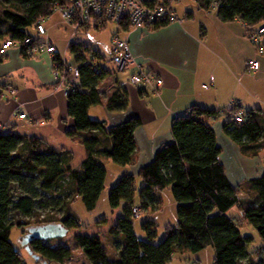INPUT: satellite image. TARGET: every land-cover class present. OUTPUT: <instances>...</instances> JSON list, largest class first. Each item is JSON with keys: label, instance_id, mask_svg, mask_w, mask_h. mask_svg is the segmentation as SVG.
Segmentation results:
<instances>
[{"label": "trees", "instance_id": "1", "mask_svg": "<svg viewBox=\"0 0 264 264\" xmlns=\"http://www.w3.org/2000/svg\"><path fill=\"white\" fill-rule=\"evenodd\" d=\"M170 1L154 0L151 4L171 6ZM195 1L206 10L218 4V16L224 22L240 20L247 24V30L264 25V0ZM70 3L71 0H0V48L7 39L23 42L35 36L40 19ZM164 25L167 24L154 27ZM120 28L130 27L123 23ZM21 52L29 56L25 50ZM67 52L71 55L67 63L76 67L80 75V82L67 95L68 116L75 122L67 135L80 141L87 158L80 169L73 170V155L68 151L53 150L37 138L12 132L0 134V264H25L21 247L15 248L11 241L15 228L25 235L31 227L51 223H62L69 232L81 226L72 203L80 198L89 212L97 208L108 174L102 158L121 167L135 162V131L141 120L131 117L107 129L104 121L89 116L91 107L102 104L99 85L113 75L112 71L97 64L99 55L81 43L72 41ZM55 59L61 69L60 56ZM5 88L6 84H0V93ZM128 107L127 89L117 86L108 99L107 111L123 114ZM235 111L241 110L229 111L231 117L223 130L232 141L256 154L264 149L261 110L244 112L242 123L235 121ZM217 115L216 110L193 106L174 118L173 142L163 145L137 176L125 173L117 181L109 193V206L112 210L123 207V216L109 229L108 239L116 254L110 255L99 238L77 234L72 242L86 264H170L178 252L196 254L208 248L214 250V264H264L262 257L257 261L248 249L255 236L242 232L244 225L252 226L264 249V175L238 186L229 181L220 160L222 149L208 123ZM137 178L143 182L139 205H135ZM166 190L171 191L177 204V225L166 226L164 239L156 243L158 226L154 220H146L142 229L147 240L139 239L134 220L144 213L159 211L163 204L161 193ZM233 208L237 214L232 216ZM31 248L50 264L73 261L74 248L63 243L53 246L49 240H34Z\"/></svg>", "mask_w": 264, "mask_h": 264}, {"label": "crops", "instance_id": "2", "mask_svg": "<svg viewBox=\"0 0 264 264\" xmlns=\"http://www.w3.org/2000/svg\"><path fill=\"white\" fill-rule=\"evenodd\" d=\"M170 2L179 16L186 17L182 24L127 30L118 27L114 32L128 41L135 63L129 66L126 81L112 75L100 83L102 104L91 107L89 116L104 121L107 129L131 117L139 118L141 126L135 131L137 152L133 165L121 167L110 159H101L108 170L103 203L125 173L137 176L163 145L173 142L174 118L193 106L218 111L208 123L215 131L222 149L220 160L234 186L264 175V149L256 154L246 151L223 130L231 117L227 109L231 102H236L243 113L259 109L264 117V55L257 54L240 20L224 22L217 10L203 9L197 2ZM45 27L42 39L55 45L56 55L67 58L68 46L77 33L56 11L45 19ZM53 59L47 53L25 56L16 48L0 56V84H6L0 93V134L12 132L37 138L53 150L68 151L73 155L70 165L76 170L82 167L87 152L79 140L67 135L75 122L68 116V98L53 75ZM250 59L260 62L256 74L247 72ZM138 66L163 79L159 94L140 92L129 83ZM117 86L125 87L129 95V107L123 114L110 113L106 108ZM11 88L17 91L15 96H10ZM21 113L27 119H20Z\"/></svg>", "mask_w": 264, "mask_h": 264}, {"label": "built area", "instance_id": "3", "mask_svg": "<svg viewBox=\"0 0 264 264\" xmlns=\"http://www.w3.org/2000/svg\"><path fill=\"white\" fill-rule=\"evenodd\" d=\"M154 0H71L67 6H58L56 12H59L69 26L76 30L81 25L94 26L102 28L105 24L110 22L115 23L120 27L126 23L131 28H146L154 27L157 24H182L186 17L178 15L173 6H164L162 4H151ZM179 1V0H171ZM196 2L195 0H189ZM218 4L214 3L211 6L212 10H217ZM246 29L247 24L243 23ZM47 29L45 27V19H40L36 28V35L26 38L23 42H15L7 39L2 42L0 48V56H4L10 49L16 48L25 50L29 56H38L44 53L50 54L54 57L53 61V75L59 87L64 89L67 96L71 87H76L80 82L79 71L76 67L70 66L67 63V58L60 56L63 67L60 69L56 61L57 49L50 40L42 39L46 35ZM247 39L253 44L257 54L264 55V25L255 29L247 30ZM111 58L113 64L118 72H123L128 65L135 63V58L131 52L127 40L119 37L117 34L111 39ZM247 72L256 74L260 71V62L257 59H250L246 63ZM129 83L139 88L140 90H151L155 94H159L163 86V79L158 75L145 71L138 66L129 79ZM207 88V86H204ZM16 90L11 88L10 96L16 95ZM228 111L238 109L236 102H231L228 105ZM20 119H27L25 113L19 115ZM244 114L242 111L234 112V119L238 123H242Z\"/></svg>", "mask_w": 264, "mask_h": 264}, {"label": "rangeland", "instance_id": "4", "mask_svg": "<svg viewBox=\"0 0 264 264\" xmlns=\"http://www.w3.org/2000/svg\"><path fill=\"white\" fill-rule=\"evenodd\" d=\"M72 28L74 29L75 33H77L75 37V41L77 43H81L87 47H90L95 52H99L103 56V59H101V57H96L95 62L97 64H102L103 67L110 69L117 79H120L121 81L127 80L130 71L129 65L125 71L118 72L111 58L110 39L114 36L115 33H117L115 31L118 30V26L115 23L110 22L108 23V25H104L98 30H96V28L91 25L86 27L85 25H82L77 30L74 27ZM89 56H91V54H89L88 57ZM68 58H71V55H68ZM61 89L64 93V89L62 87ZM142 187V180L140 178H137V195L135 198V205H139L140 203L139 192ZM105 193L106 192L102 194L97 208L92 212H89L85 208L80 198L74 200V202L72 203V209L73 212L78 216L81 226L70 231L65 238L49 240L51 245L53 246L63 243L74 248L73 261L70 263L67 262L65 264H86L85 258L83 257L81 251L78 248H75L74 243L72 242L74 236L77 234L99 238L103 242V245L108 248L110 255L116 254L115 248L112 247L108 242L109 229L116 224L119 217L123 216V207L112 210L109 206V197L108 199H106V203L102 202ZM161 196L163 204L159 211L144 213L140 218L134 220V231L139 239L147 240V234L142 229V223L146 220H154L158 226V236L155 241L156 243H159L164 239L166 226L177 225V204L173 199L172 194L169 190H167L161 193ZM236 214L237 209H231L230 215L233 216ZM242 232L244 235L255 236V242L250 244L248 249L257 261L260 260L261 257L264 260V249L260 248V246L262 245V240H260L256 230L250 225H244L242 227ZM22 236L24 235L21 234V231L15 228L12 233L11 241L15 248L19 249L21 247V253L24 256L25 264H41L37 263L23 248L22 239L20 240ZM214 259V250L212 248H208L196 254L190 251H185L183 253L178 252L175 254L170 264H214Z\"/></svg>", "mask_w": 264, "mask_h": 264}, {"label": "water", "instance_id": "5", "mask_svg": "<svg viewBox=\"0 0 264 264\" xmlns=\"http://www.w3.org/2000/svg\"><path fill=\"white\" fill-rule=\"evenodd\" d=\"M68 233L69 230L62 223H51L31 227L22 237V246L37 263L50 264L43 257L34 253L31 248V243L34 240L48 241L54 239H62L65 238Z\"/></svg>", "mask_w": 264, "mask_h": 264}]
</instances>
